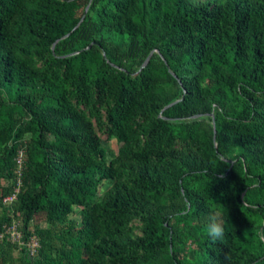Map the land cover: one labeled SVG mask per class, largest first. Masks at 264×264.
I'll return each instance as SVG.
<instances>
[{
	"label": "trees",
	"instance_id": "trees-1",
	"mask_svg": "<svg viewBox=\"0 0 264 264\" xmlns=\"http://www.w3.org/2000/svg\"><path fill=\"white\" fill-rule=\"evenodd\" d=\"M0 206V264H264V0H0Z\"/></svg>",
	"mask_w": 264,
	"mask_h": 264
},
{
	"label": "built area",
	"instance_id": "built-area-1",
	"mask_svg": "<svg viewBox=\"0 0 264 264\" xmlns=\"http://www.w3.org/2000/svg\"><path fill=\"white\" fill-rule=\"evenodd\" d=\"M22 159H23V152L19 151L18 155H17V157L15 159L16 166H17L16 171H15V174H16V180H15L16 187L14 188L12 193H10L9 195H7L4 198H2V203L4 205H9V204L13 203L16 200V195L19 192V183H20L19 176H20V173H21ZM8 232H9V234L11 236V240L13 242H17L19 245L22 244L21 235L17 231L16 223H12V225L10 226ZM26 246H27V249H28L29 256H33L35 254V249L37 247V242L35 241V239L31 238L30 242L28 244H26Z\"/></svg>",
	"mask_w": 264,
	"mask_h": 264
},
{
	"label": "rangeland",
	"instance_id": "rangeland-1",
	"mask_svg": "<svg viewBox=\"0 0 264 264\" xmlns=\"http://www.w3.org/2000/svg\"><path fill=\"white\" fill-rule=\"evenodd\" d=\"M196 2H200V0H196ZM136 69V65L134 67ZM97 135L100 139L101 144L104 146V148L108 151H113L114 153H118L119 151L122 150V145L118 144L116 141L114 140H107L106 136L100 132H97ZM111 180H105L103 181L102 185L99 188V198H101V196L111 187ZM3 206H0V209H2ZM80 208L77 207L75 210L76 212L79 210ZM73 219H76L77 221H79V216L78 214H74L72 216H70ZM16 223L21 225V219H15ZM42 223H40L41 226Z\"/></svg>",
	"mask_w": 264,
	"mask_h": 264
},
{
	"label": "clouds",
	"instance_id": "clouds-1",
	"mask_svg": "<svg viewBox=\"0 0 264 264\" xmlns=\"http://www.w3.org/2000/svg\"><path fill=\"white\" fill-rule=\"evenodd\" d=\"M207 235L213 241H222L225 238V228L221 215L212 212L205 218Z\"/></svg>",
	"mask_w": 264,
	"mask_h": 264
},
{
	"label": "water",
	"instance_id": "water-1",
	"mask_svg": "<svg viewBox=\"0 0 264 264\" xmlns=\"http://www.w3.org/2000/svg\"><path fill=\"white\" fill-rule=\"evenodd\" d=\"M86 11H87V8L85 9V12H86ZM85 12H84V13H85ZM82 20H83V17H82L81 20L78 22V24L72 29V31H74V30L78 27V25L81 23ZM72 31H71V32H72ZM67 36H69V34L65 35L64 38L67 37ZM90 45H91V44H90ZM90 45H89L86 49H89ZM150 57H151V53L146 57V59L144 60V62H143L142 65H141L139 71L147 65V63L149 62ZM174 77H175V76H174ZM169 106H170V105H169ZM210 116L212 117V115H210ZM194 117H198V116H194Z\"/></svg>",
	"mask_w": 264,
	"mask_h": 264
}]
</instances>
